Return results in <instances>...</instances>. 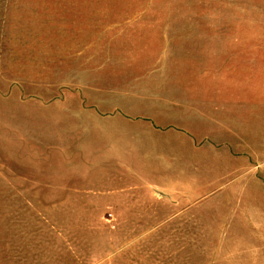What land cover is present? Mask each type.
I'll use <instances>...</instances> for the list:
<instances>
[{
	"label": "rangeland",
	"instance_id": "374dc122",
	"mask_svg": "<svg viewBox=\"0 0 264 264\" xmlns=\"http://www.w3.org/2000/svg\"><path fill=\"white\" fill-rule=\"evenodd\" d=\"M0 264H264V0H0Z\"/></svg>",
	"mask_w": 264,
	"mask_h": 264
},
{
	"label": "crops",
	"instance_id": "0c3cea01",
	"mask_svg": "<svg viewBox=\"0 0 264 264\" xmlns=\"http://www.w3.org/2000/svg\"><path fill=\"white\" fill-rule=\"evenodd\" d=\"M110 188H113L112 186L110 187ZM116 188V187H115ZM120 188V187H119ZM126 188H127V186H126ZM129 189L131 188V187H128Z\"/></svg>",
	"mask_w": 264,
	"mask_h": 264
}]
</instances>
